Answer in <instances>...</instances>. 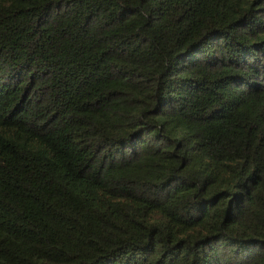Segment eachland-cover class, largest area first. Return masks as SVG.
Segmentation results:
<instances>
[{
	"label": "trees",
	"instance_id": "16d2710c",
	"mask_svg": "<svg viewBox=\"0 0 264 264\" xmlns=\"http://www.w3.org/2000/svg\"><path fill=\"white\" fill-rule=\"evenodd\" d=\"M0 264H264V0H0Z\"/></svg>",
	"mask_w": 264,
	"mask_h": 264
}]
</instances>
